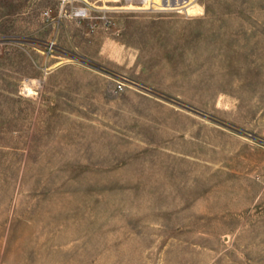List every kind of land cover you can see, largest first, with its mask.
Instances as JSON below:
<instances>
[{"label": "rangeland", "instance_id": "1", "mask_svg": "<svg viewBox=\"0 0 264 264\" xmlns=\"http://www.w3.org/2000/svg\"><path fill=\"white\" fill-rule=\"evenodd\" d=\"M194 1L0 0V264H264V0Z\"/></svg>", "mask_w": 264, "mask_h": 264}, {"label": "bare ground", "instance_id": "2", "mask_svg": "<svg viewBox=\"0 0 264 264\" xmlns=\"http://www.w3.org/2000/svg\"><path fill=\"white\" fill-rule=\"evenodd\" d=\"M144 2L145 1H143L142 4ZM148 2L151 7L157 9L160 12L165 11V10H170L167 6L169 7L172 6V5H166L165 3H161L162 2L161 0H148ZM176 13H183L184 15L188 17H192V16L199 14L200 9L194 0H190V2L187 5L182 7V9L180 11H177Z\"/></svg>", "mask_w": 264, "mask_h": 264}, {"label": "built area", "instance_id": "3", "mask_svg": "<svg viewBox=\"0 0 264 264\" xmlns=\"http://www.w3.org/2000/svg\"><path fill=\"white\" fill-rule=\"evenodd\" d=\"M74 1L75 0H61V2L65 5L70 4ZM143 1H146V0H143ZM162 2L165 3L166 5H172L170 7L167 6L170 10H165V11L177 12V11H180L182 7L187 5L190 2V0H162ZM85 13H86V10L80 9L74 13V16L76 18H82L84 17Z\"/></svg>", "mask_w": 264, "mask_h": 264}]
</instances>
